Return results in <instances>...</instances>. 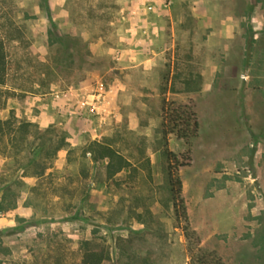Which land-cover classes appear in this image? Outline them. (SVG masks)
I'll return each mask as SVG.
<instances>
[{
  "label": "rangeland",
  "instance_id": "rangeland-1",
  "mask_svg": "<svg viewBox=\"0 0 264 264\" xmlns=\"http://www.w3.org/2000/svg\"><path fill=\"white\" fill-rule=\"evenodd\" d=\"M0 40V120L63 138L40 178L0 139V264H82L85 248L103 264H196L169 186L165 98L193 103L201 124L180 169L201 248L264 264V158L242 101L252 60L264 89V0H0ZM94 142L126 171L108 177ZM168 149L183 162L188 148L171 136Z\"/></svg>",
  "mask_w": 264,
  "mask_h": 264
},
{
  "label": "trees",
  "instance_id": "trees-1",
  "mask_svg": "<svg viewBox=\"0 0 264 264\" xmlns=\"http://www.w3.org/2000/svg\"><path fill=\"white\" fill-rule=\"evenodd\" d=\"M9 70V57L4 41L0 40V86H4L7 81ZM166 94V92H164ZM161 130L163 151L168 165L169 186L172 194V199L175 208V218L179 223L186 224L184 231L187 240L195 238V249L198 254L196 264H224L222 259L215 252H207L201 248V241L195 231L191 230L189 216L183 198V183L180 177V169L186 166V161L190 159L193 141L200 135L201 124L198 113L193 103H179L164 99L161 107ZM33 124L29 121H21L15 128L12 120H0V139L3 140L8 136L9 144H11L12 155L16 156L22 152L24 163L21 164L23 170L31 168V177L40 178L44 175V167L40 164L42 157L45 160H52L58 152L63 150V138L54 147H51L52 142L46 141L43 135H39L38 131H32ZM37 139L41 137V142L35 144L31 141V137ZM175 136L178 140L184 142L187 149V154L183 156L182 162L180 156L171 152L168 149L169 139ZM13 149V150H12ZM94 154V161H106V173L108 177H113L118 173L126 171L130 162L124 156L119 154L115 149L106 144L94 142L89 149ZM26 172V171H25ZM8 188L2 187L0 191ZM0 210H4L0 207ZM109 254L104 250L94 251L88 248L84 249L82 264H103L108 260Z\"/></svg>",
  "mask_w": 264,
  "mask_h": 264
},
{
  "label": "crops",
  "instance_id": "crops-1",
  "mask_svg": "<svg viewBox=\"0 0 264 264\" xmlns=\"http://www.w3.org/2000/svg\"><path fill=\"white\" fill-rule=\"evenodd\" d=\"M201 24L202 23H198V26H201ZM202 25H205V29L208 28L206 24H202ZM255 40H258L257 36L255 37ZM255 62L256 61L252 60L251 63V68L254 69L253 71H251L253 72L251 74L252 78L250 76L243 78V80L247 81V84H246V89L244 88L245 92L243 94L242 101L244 103L243 106L244 109L246 110V114L247 116H249V122L253 127L252 130L250 129L249 132L246 133H249L253 137L252 140H253V144L255 143L254 148L256 149L255 152V158L257 160L256 166L259 167L260 160L264 158V149L262 150L264 145V89H259V87L256 86V84H258L256 79L260 78V75H258L257 73L256 70L257 66ZM209 90L211 92L212 88L210 87ZM223 90L224 89L220 90L221 92L220 100L223 99L229 100L228 98L225 97V93ZM239 90H243V86ZM246 133L244 134L246 135ZM245 158H247V156H244L243 160H245ZM242 163H244V161Z\"/></svg>",
  "mask_w": 264,
  "mask_h": 264
}]
</instances>
